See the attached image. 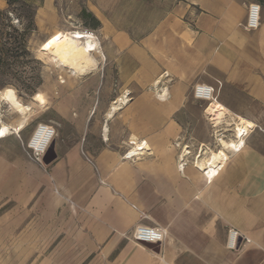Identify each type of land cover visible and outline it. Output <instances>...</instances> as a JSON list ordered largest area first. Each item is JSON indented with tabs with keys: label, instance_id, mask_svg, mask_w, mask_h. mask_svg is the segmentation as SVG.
<instances>
[{
	"label": "crops",
	"instance_id": "obj_1",
	"mask_svg": "<svg viewBox=\"0 0 264 264\" xmlns=\"http://www.w3.org/2000/svg\"><path fill=\"white\" fill-rule=\"evenodd\" d=\"M95 1L96 64L45 79L37 94L45 119L32 112L18 131L34 123L54 131L47 161L27 157L28 143L12 138L17 125L0 139L12 156L0 159V179L19 203L4 230L20 247L15 262L50 264L41 248L56 245L80 248L78 263L102 264L94 255L106 248L110 264H264V0H148L134 29L115 26L119 0ZM252 5L259 25L250 31ZM197 85L210 100L195 96ZM203 102L254 126L210 182L189 160L218 149L215 135L229 139L208 126ZM134 142L147 152L125 160ZM140 225L166 232L158 253L128 240ZM229 230L240 236L233 250Z\"/></svg>",
	"mask_w": 264,
	"mask_h": 264
},
{
	"label": "rangeland",
	"instance_id": "obj_2",
	"mask_svg": "<svg viewBox=\"0 0 264 264\" xmlns=\"http://www.w3.org/2000/svg\"><path fill=\"white\" fill-rule=\"evenodd\" d=\"M95 3V0H0V12H7L5 18H0V45L5 51L0 54V139L9 134L4 133L7 127H14L22 120L21 116L4 100L3 96L7 93L13 92L19 103L29 108L25 123H29L32 112L34 121L41 123L45 119L41 113L45 104L37 94L40 93L39 90L45 79L61 81L68 78L70 74H75L73 70L72 73L70 69L66 70L67 67L56 64L55 59L62 49L74 44L71 39L74 33L87 30L97 36L99 24L94 18L97 8V6L95 8ZM148 3V0H119V6L115 11V16L119 18V21H116L115 26L126 29L139 26L142 13ZM97 9L99 10V6ZM97 46L99 47V44ZM92 57L97 60L95 52L92 53ZM36 100L38 101L37 114L34 112L36 111ZM203 103L204 106L201 109L203 113L205 111V115L207 103ZM209 118L211 121L210 123L207 121L209 127L222 128L229 139L226 142L233 140L235 131L231 124L236 121L231 115H224L221 123H214L213 118ZM35 127L34 123L23 132L13 130L12 138L17 143L29 144L37 129ZM216 138L219 139L220 136L215 135ZM219 142L222 144L224 141L220 138ZM220 150L222 146L219 145L218 149L214 147L210 151L221 160L225 159L222 157L224 152ZM200 152L201 150L197 153V156H201L199 159L209 158V151L205 155L207 157ZM10 158L12 156L0 148V159L11 160ZM193 159L194 157L189 161ZM9 187H12L11 183L0 181V264H39L35 261L15 262L16 255L19 256L20 247L15 246L13 236L5 238L4 230L12 224L15 207L19 205ZM28 206L29 204L22 207L23 212L25 207L28 209ZM28 223L29 216L23 219L22 228H25L24 226ZM41 249L44 256L49 254L55 259L50 264H97L93 260L86 263L75 261L81 251L77 247L61 248L54 245ZM106 254V248H99L94 256L102 255L103 259L107 258V261L104 260L102 264H110ZM62 259L66 262L59 261Z\"/></svg>",
	"mask_w": 264,
	"mask_h": 264
},
{
	"label": "built area",
	"instance_id": "obj_3",
	"mask_svg": "<svg viewBox=\"0 0 264 264\" xmlns=\"http://www.w3.org/2000/svg\"><path fill=\"white\" fill-rule=\"evenodd\" d=\"M259 22H258V6L252 5L249 6L248 10V15H247V20H246V25L245 28L247 30L253 31L258 28ZM80 35H82L83 41H89L90 43L93 42L95 44V47L92 48V52H97L98 50V41H97V36L93 32H89L87 30L80 32ZM194 93L195 96L202 101H207L210 100L211 98V89L202 85H197L194 88ZM212 117V116H210ZM236 125L233 124L234 126V135H233V141H238L239 139L241 140V143L239 144L237 150L231 151V153L238 152L243 144L245 138L248 136L249 132L254 129V126L251 124H246L244 121H240L237 118H234ZM236 126L241 130L240 132H237ZM53 130L51 128H48L47 126L44 125H39L29 142L26 150V155L27 157L42 165V158L45 154L46 147L48 145V142L50 138L53 135ZM40 135V138H48L46 143H43L41 140H37L36 142L35 139L37 136ZM45 144V145H43ZM147 148L144 142H134L132 143L131 147L129 150L125 152L123 155V158L125 160L129 161H134L137 158L143 156L146 154ZM182 160V159H181ZM166 232L157 226L155 227H147V226H136L127 236L128 240L135 244L140 243H149V244H159L162 245L164 240H165ZM239 234L235 230H229L228 231V242L227 246L229 249L233 250L236 249L237 246L239 245ZM248 240H244V242H247Z\"/></svg>",
	"mask_w": 264,
	"mask_h": 264
},
{
	"label": "bare ground",
	"instance_id": "obj_4",
	"mask_svg": "<svg viewBox=\"0 0 264 264\" xmlns=\"http://www.w3.org/2000/svg\"><path fill=\"white\" fill-rule=\"evenodd\" d=\"M71 39L74 42V44L62 49L61 52H59V54L57 55V57L55 59V63L62 66V67H67L66 70L70 69L71 72L73 70L75 72V74H78V75L84 74L88 70L87 68L91 67L96 62L95 61L96 59L94 60V58L92 57V53H94V52H92V48L95 47V44L93 42L90 43L87 40L83 41L82 35H80V33H78V32L74 33V35L71 37ZM98 50H100V48ZM58 65H57V67H58ZM3 98L8 103V105H10V107L15 112H17L22 118L20 123L14 128V130L16 132H18L23 127V125L25 124V121L27 120V117H28L27 113L29 111V108L21 105L19 103L18 99L16 98V95L13 92L7 93L6 95L3 96ZM208 109H211L209 116H212L213 122L214 123H216V122L221 123V120L225 115V113L224 114L222 113L223 110H222L221 106L220 107L219 106L214 107L213 109L210 107ZM207 110H206V112H207ZM233 124H231V125H233ZM234 125H236V124H234ZM235 130L237 132L241 131L238 128V126H236ZM4 133H9L8 128L4 130ZM37 140H41L43 143H46L48 138H43V137L40 138V135H39V136H37V138L35 139L34 142H36ZM240 143H241V140L239 139L238 141L231 140V141H229V143L224 141L222 144H220V146H222V150L224 152L222 154V157L227 158L228 154L226 153V151L231 152V151L237 150L238 146H240L239 145ZM43 145H45V144H43ZM189 154H190V152L187 150V147H186L183 150L182 160L179 163V167L182 171L184 170V168L186 167V165L188 163V160H186L185 156L189 155ZM200 154H201V152H200ZM206 154H207V150H205L204 156ZM208 155H209L208 159H206L204 157H203V159H199L201 156H196L192 160V163L199 170V172L204 176V178L208 182H210L222 170V168L225 164V159H222V161L224 163L220 164V161L217 159V157L211 151H209ZM205 157H207V156H205Z\"/></svg>",
	"mask_w": 264,
	"mask_h": 264
},
{
	"label": "water",
	"instance_id": "obj_5",
	"mask_svg": "<svg viewBox=\"0 0 264 264\" xmlns=\"http://www.w3.org/2000/svg\"><path fill=\"white\" fill-rule=\"evenodd\" d=\"M46 155V154H45ZM44 161H47L46 160V156L43 157ZM48 163V162H46ZM141 246L155 252V253H158L159 250H160V245L159 244H149V243H140Z\"/></svg>",
	"mask_w": 264,
	"mask_h": 264
},
{
	"label": "trees",
	"instance_id": "obj_6",
	"mask_svg": "<svg viewBox=\"0 0 264 264\" xmlns=\"http://www.w3.org/2000/svg\"><path fill=\"white\" fill-rule=\"evenodd\" d=\"M7 12H0V18H5ZM5 51L1 49V45H0V54H3Z\"/></svg>",
	"mask_w": 264,
	"mask_h": 264
}]
</instances>
